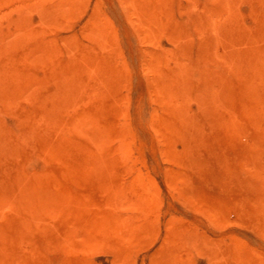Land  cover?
Instances as JSON below:
<instances>
[{"label": "rangeland", "instance_id": "1", "mask_svg": "<svg viewBox=\"0 0 264 264\" xmlns=\"http://www.w3.org/2000/svg\"><path fill=\"white\" fill-rule=\"evenodd\" d=\"M129 1L0 0V264H264V0ZM81 51L105 65L91 82L104 98L32 134L31 94L53 92L51 72ZM179 63L192 76L182 97L163 85ZM94 136L101 168L85 153Z\"/></svg>", "mask_w": 264, "mask_h": 264}, {"label": "bare ground", "instance_id": "2", "mask_svg": "<svg viewBox=\"0 0 264 264\" xmlns=\"http://www.w3.org/2000/svg\"><path fill=\"white\" fill-rule=\"evenodd\" d=\"M31 1V0H30ZM35 1V0H34ZM41 1V0H40ZM136 1V0H135ZM152 1H154V0H152ZM156 1V0H155ZM128 2L130 3V1L128 0ZM137 2H138V0H137ZM148 2H150L151 3V1L149 0ZM158 2V1H157ZM20 3H21V1H20ZM64 3V2H63ZM66 3V2H65ZM153 3V2H152ZM136 4V3H135ZM138 4V3H137ZM140 4V3H139ZM145 4V3H144ZM154 4V3H153ZM54 5V4H53ZM133 5V4H132ZM55 6V5H54ZM138 6V5H137ZM141 6V5H140ZM143 6V5H142ZM145 7V6H144ZM28 8V7H27ZM55 8V7H54ZM136 8V7H135ZM139 8V7H138ZM41 9V8H40ZM44 9V8H43ZM43 9H41V11L43 10ZM134 9V8H133ZM145 9V8H144ZM150 9H152V7H150ZM155 9V8H154ZM59 10H61L60 8H59ZM137 10V9H136ZM36 11V10H35ZM138 11H140V10H138ZM44 11H42V13H43ZM51 11H49L48 13H50ZM149 12H150V10H149ZM155 12V11H154ZM42 13H41V15H42ZM47 13V15H49ZM57 13H59V11H57ZM61 13V12H60ZM151 13V12H150ZM44 14V13H43ZM152 14V13H151ZM150 14V15H151ZM149 15V14H148ZM147 15V16H148ZM52 16H53V13H52ZM57 16H58V14H57ZM139 16V15H138ZM144 16V15H143ZM142 16V17H143ZM50 16H48V18H49ZM157 17V16H156ZM22 18V17H21ZM25 18V17H24ZM23 18V19H24ZM42 18H44V17H42ZM53 18V17H52ZM152 18V17H151ZM50 19V18H49ZM144 19V18H143ZM146 20H148V18H145ZM43 20V19H42ZM151 20V19H150ZM149 20V21H150ZM16 21V20H15ZM20 21H22V20H20ZM149 21H146V22H149ZM154 21V20H153ZM156 21V20H155ZM17 22V21H16ZM44 22V21H43ZM98 22V21H97ZM152 23V22H151ZM186 23V22H185ZM22 24V23H21ZM24 24V23H23ZM100 24V23H99ZM184 24V23H183ZM187 24V23H186ZM200 24V23H199ZM25 25V24H24ZM192 25V24H191ZM194 25H198V24H195L194 23ZM14 26V25H13ZM22 26L23 25H20V27H19V31L22 33V32H25V34L26 35H33V33L29 30V29H24V28H22ZM99 26V25H98ZM97 26V27H98ZM183 26V25H182ZM186 26V25H185ZM187 26H188V24H187ZM190 26V25H189ZM16 27V26H15ZM14 27V28H15ZM24 27V26H23ZM100 27V26H99ZM184 27V26H183ZM18 28V27H17ZM29 28V27H28ZM101 29V28H100ZM184 29V28H183ZM179 31V30H178ZM182 32H183V30H181ZM181 31H179V32H181ZM185 31V30H184ZM39 33V32H38ZM95 33V32H94ZM177 33V32H176ZM184 33V32H183ZM186 33V32H185ZM2 33H0V35H1ZM4 34V33H3ZM41 33H39V35H40ZM181 34V33H180ZM17 35V34H16ZM100 35V34H99ZM3 36V35H2ZM20 36H23V34H21ZM5 37V36H4ZM19 37V36H18ZM27 37V36H26ZM29 37V36H28ZM33 37V36H32ZM38 37H36V39H37ZM28 39V38H27ZM27 39H25V40H27ZM21 40V38L19 39V41ZM19 41H18V43H19ZM16 42V41H15ZM28 42V41H27ZM32 42V41H31ZM46 42V41H45ZM95 42H97V41H95ZM25 43V42H24ZM72 43H74L73 41H72ZM108 43H110V42H108ZM2 44H3V42H2ZM2 44H0V46L2 45ZM11 45H12V43H10ZM26 44V43H25ZM5 45H7V44H5ZM15 45V44H14ZM68 45V44H67ZM8 47H9V45H7ZM16 46H17V44H16ZM75 46V45H74ZM99 46H101V47H103L104 48V46L102 45V44H100V42L98 43V47ZM2 47V46H1ZM13 47V46H12ZM15 47V46H14ZM13 47V48H14ZM23 47H25V45H23ZM97 47V46H96ZM4 48V47H3ZM6 48V47H5ZM10 49H12L11 47H10ZM20 49V48H19ZM37 49V48H36ZM67 49H68V47H67ZM92 49V48H91ZM90 49V50H91ZM98 49V48H97ZM4 50V49H3ZM33 50V49H32ZM100 50H102V49H100ZM104 50V49H103ZM6 52H7V50H5ZM21 51H22V48H21ZM38 51V50H37ZM2 52V51H1ZM5 52V53H6ZM12 52V51H11ZM18 52V51H17ZM68 52H69V50H68ZM101 52V51H100ZM104 52V51H103ZM105 52H107V51H105ZM73 53V52H72ZM75 53V52H74ZM73 53V54H74ZM32 54H34V53H32ZM71 54V53H70ZM179 54V53H178ZM25 55V54H24ZM37 55V54H36ZM94 55V56H93ZM92 55V53H89V52H80V53H77L76 55H74V57H73V61L70 63L69 62V64L66 66V68H59L58 70H53L52 71V69H50V72H51V74H50V76H49V80L52 82V83H54V91L53 92H47V91H45V93H42V94H40V93H38L37 94V96H35L33 93L31 94V95H33V96H31V97H34L33 99H35V101H34V108L35 109H33L34 111H35V113H32V115H31V117H30V123H31V128H32V134H34V131L36 132V131H38V130H40V129H47L48 131H55V128L56 127H58V126H60V130H61V128H62V126H63V124H64V121L65 120H61L60 118L62 117V116H64L65 114H66V116L68 115V113H70V112H73L74 110H81L82 109V111H83V109H85V108H87V106H92L91 104H93L92 102H95V101H97L100 97L102 98H104V95H105V85H104V82H102L99 78H94V81H93V83H91L92 82V80H93V73H95V71H100L101 70V68H102V70H104L105 69V65H104V63H102V62H99V60L100 59H98L97 57H95V53ZM38 56V55H37ZM39 56H42L41 54H39ZM38 56V57H39ZM97 56V55H96ZM7 57V56H6ZM37 57V58H38ZM45 57H47L46 55L45 56H43L42 58L40 57L39 59L40 60H42V61H45V59L47 60V61H49V57H47V58H45ZM58 57H60L59 55H58ZM69 57V56H68ZM71 57V56H70ZM69 57V58H70ZM5 58V57H4ZM25 58H26V56H25ZM105 58V57H104ZM181 58V57H180ZM179 58V59H180ZM34 59H36V58H34ZM150 59V58H149ZM69 60V59H68ZM151 61H152V59H150ZM162 60V59H161ZM8 61V60H7ZM32 61H33V59H32ZM31 61V62H32ZM36 61V60H35ZM69 61H71V60H69ZM9 62V61H8ZM13 62V61H12ZM29 62V61H28ZM40 62V61H39ZM38 62V60H37V62H36V64L37 63H39ZM51 61H49V63H50ZM150 62V61H149ZM156 62V61H155ZM155 62H153V63H155ZM162 62V61H161ZM179 62H181V61H179ZM30 63V62H29ZM103 65H102V64ZM178 63V62H177ZM183 63V62H182ZM182 63H179V65H178V68H177V71L175 72V74L173 75V74H170V75H172V76H170L169 77V79L167 80V81H165V82H163V85H165L166 86V89H165V92H166V90H167V92H169L168 94L170 95V93L171 94H175V95H178V96H181L182 97V94H183V96H184V94H185V91H187L188 90V88L190 87V86H192V84L190 85L189 83H190V81L189 80H191L190 78L192 77L191 75H190V73H189V71H187L188 69L186 68V65H184V64H182ZM34 64V63H33ZM4 65V64H3ZM6 65H7V63H6ZM25 65V64H24ZM38 65V64H37ZM40 65H41V63H40ZM42 65H43V63H42ZM41 65V66H42ZM154 65V64H153ZM159 65H160V63H159ZM27 66V65H26ZM36 66V65H35ZM35 66H34V68H35ZM40 67V66H39ZM51 67V66H50ZM152 67V66H151ZM154 67V66H153ZM37 68V67H36ZM35 68V69H36ZM53 68V67H52ZM30 69H31V67H30ZM42 69V68H41ZM107 69H108V67H107ZM110 69V68H109ZM5 70V69H4ZM22 70V69H21ZM155 70V69H154ZM153 70V71H154ZM157 70V69H156ZM45 71V70H44ZM28 72V71H27ZM49 72V73H50ZM107 72V71H106ZM115 72V71H114ZM155 72V71H154ZM157 72V71H156ZM42 73H43V70H42ZM48 73V72H47ZM68 73V74H67ZM165 73V72H164ZM12 74V73H11ZM30 74H32L31 72H29V74L28 75H30ZM100 74H101V72H100ZM192 75L194 74L193 72L191 73ZM211 74V73H210ZM213 74V73H212ZM237 74V73H236ZM235 74V75H236ZM239 74H240V72H239ZM262 74V73H261ZM20 76H24V75H21V74H19ZM25 75H27V74H25ZM42 75H44V74H42ZM111 74H107V76H110ZM195 75V74H194ZM203 75H204V73H203ZM215 75H217V76H219V74H215ZM241 75L243 76V74L241 73ZM245 75V74H244ZM253 75V74H252ZM259 75V74H258ZM263 75V74H262ZM20 76H18V77H20ZM33 76V75H32ZM31 76V77H32ZM159 76V75H158ZM168 76V75H167ZM167 76H165L166 78H167ZM206 76H210L211 77V75H209V74H206ZM234 76V75H233ZM26 77V76H25ZM194 77H196V75L194 76ZM203 77V76H202ZM205 77V76H204ZM210 77H209V79H210ZM226 77V76H225ZM244 78L246 77V76H243ZM253 77V76H252ZM257 77V76H256ZM256 77H254L255 79H256ZM16 78H17V76H16ZM21 78V77H20ZM24 78V77H23ZM34 78L35 79H37L36 78V76L34 75ZM206 78H208V77H206ZM213 78V77H212ZM223 79H224V77H222ZM229 78H231V77H229ZM228 78V79H229ZM250 78V77H249ZM258 78V77H257ZM27 79V78H26ZM34 79V80H35ZM109 79V78H108ZM111 79V78H110ZM201 79V78H200ZM203 80H204V78H202ZM201 79V80H202ZM208 79V80H209ZM227 79V80H228ZM234 79V78H233ZM236 79V78H235ZM253 79V78H252ZM12 80H15V79H12ZM17 80H19V79H17ZM38 80V79H37ZM158 80V79H157ZM197 80V79H196ZM203 80H202V82H203ZM207 80V79H206ZM218 79L217 78H213V81L215 82V81H217ZM230 80H232V79H230ZM47 81V80H46ZM54 81V82H53ZM153 81H154V79L152 80V83H153ZM188 81H189V83H188ZM193 81H195V79H193ZM211 81V80H210ZM210 81H209V83H210ZM213 81H211V82H213ZM221 81H222V79H221ZM224 81V80H223ZM235 80H233V82H232V84H234L235 82H234ZM237 81V80H236ZM255 81H258V80H255ZM261 81H263V79H261ZM260 81V82H261ZM13 82V81H12ZM17 82H19V81H17ZM40 82V81H39ZM114 82V81H113ZM218 82H220V80L218 81ZM226 82V81H225ZM241 82V84H242V81H240ZM14 83V82H13ZM41 83H42V81H41ZM45 83H47V82H45ZM49 83V82H48ZM165 83V84H164ZM217 83V82H216ZM221 83V82H220ZM229 83V82H228ZM15 84V83H14ZM30 84H31V82H30ZM34 84H35V82H34ZM157 84V83H156ZM155 84V85H156ZM201 84V83H200ZM203 84H204V82H203ZM203 84H202V86H203ZM207 84V83H206ZM215 84V83H214ZM236 84V86L238 85V83H235ZM255 84V83H254ZM258 84H260V86H261V83H258ZM33 85V84H32ZM38 85V84H37ZM40 85H42V84H40ZM39 85V86H40ZM47 84H45V86H46ZM49 85V84H48ZM48 85H47V87H48ZM190 85V86H189ZM205 85V84H204ZM210 85H212L211 83H210ZM218 85V84H217ZM223 85V84H222ZM225 85V84H224ZM230 85V84H229ZM246 85V84H245ZM17 86H18V84H17ZM29 86H31V85H29ZM28 86V87H29ZM35 86V85H34ZM164 86V87H165ZM201 86V87H202ZM208 86H209V84H208ZM208 86L206 87V86H203V87H205V89H206V91L205 92H207V90H209V89H207L208 88ZM255 86V85H254ZM256 86H257V83H256ZM26 87V86H25ZM33 87V86H32ZM37 88H38V86H36ZM52 87V86H51ZM215 87H216V84H215ZM214 86H213V88H215ZM219 87V86H218ZM218 87L217 88H215V89H213L211 92H213L214 90H216V89H218ZM227 87V89L226 90H229L228 89V86H226ZM229 87H231V86H229ZM235 87V86H234ZM240 87V86H239ZM250 87V86H249ZM11 88V87H10ZM14 88V87H13ZM19 88V87H18ZM29 88H31V87H29ZM196 88V87H195ZM222 88H224L225 89V87H222ZM256 88V87H255ZM264 88V87H263ZM2 89V88H1ZM32 89H34V87L32 88ZM45 89V88H44ZM159 89V88H158ZM192 89V88H191ZM190 89V92L192 91ZM204 89V88H203ZM220 89H221V86H220ZM238 89V88H237ZM236 88H235V91L237 90ZM246 89V88H245ZM250 89V88H249ZM254 89V88H253ZM23 90H25V89H23ZM30 90V89H29ZM42 90V89H41ZM156 90V89H155ZM226 90L224 91V92H226ZM230 90H232V89H230ZM257 90V89H256ZM32 92H34L33 90H31ZM36 91H39V90H36ZM161 91H162V89H161ZM218 91V90H217ZM234 91V92H235ZM241 91V90H240ZM243 91V90H242ZM247 91V90H246ZM264 91V90H263ZM2 92V91H1ZM19 92V91H18ZM26 92H27V90L25 91V94H26ZM165 92L163 93V94H165ZM200 92V91H199ZM204 92V93H205ZM220 92V94H223V92H221V90L219 91ZM229 92V91H228ZM233 91H231V93H232ZM238 92V91H237ZM253 92V91H252ZM187 93V92H186ZM194 93V92H193ZM201 93H202V90H201ZM261 93V92H260ZM5 94V93H4ZM11 94V93H10ZM21 94V93H20ZM27 94H30V92H28ZM157 94H159V93H157ZM162 94V95H163ZM190 94V93H189ZM192 94V93H191ZM190 94V95H191ZM200 94V93H199ZM206 94V93H205ZM207 94H208V92H207ZM237 94V93H236ZM238 94H240V93H238ZM259 94V93H258ZM12 95V94H11ZM196 95V94H195ZM204 95V94H203ZM224 95V94H223ZM227 95H229L228 93H227ZM232 95H233V93H232ZM245 95V94H244ZM249 96H250V94H248ZM257 95V94H256ZM15 96V95H14ZM18 96V95H17ZM26 96V95H25ZM161 96V95H160ZM164 96V95H163ZM205 96V95H204ZM225 96V95H224ZM223 96V97H224ZM28 97V96H27ZM26 97V99H27V103H28V101H29V99ZM31 97H29L30 99H31ZM191 97H192V95H191ZM211 97V96H210ZM220 97V96H219ZM219 97H218V99H219ZM223 97H220V98H223ZM227 97V96H226ZM236 97V96H235ZM243 97V96H242ZM262 97H263V95H262ZM16 98V97H15ZM20 98V97H19ZM167 98V97H166ZM166 98H164V99H166ZM190 98V97H189ZM196 98V97H195ZM229 98H231V97H229ZM244 98V97H243ZM250 98V97H249ZM252 98H253V96H252ZM5 99V98H4ZM25 99V98H24ZM25 99V100H26ZM171 98H169V100H170ZM185 99V98H184ZM191 99H194V98H191ZM207 98H205V100H206ZM209 99H211V98H209ZM209 99H207V101H210ZM233 99V98H232ZM238 99H239V96H238ZM251 99V98H250ZM259 99H261V98H259ZM20 100V99H19ZM23 100V99H22ZM21 100V101H22ZM189 100V99H188ZM201 100V99H200ZM213 100H215L214 98H213ZM224 100V99H223ZM223 100H221L222 102H223ZM236 100V99H235ZM242 100V99H241ZM17 100H15V102H16ZM99 101V100H98ZM164 101V100H163ZM162 101V102H163ZM175 101H177V99L175 98ZM174 101V102H175ZM184 101V100H183ZM207 101L205 102V103H207ZM218 101V100H217ZM217 101H215V103L217 102ZM244 101H247V100H244ZM23 102H25V101H23ZM172 102V101H171ZM229 102H231V101H229ZM228 102V103H229ZM238 102V101H237ZM253 102H255V101H253ZM7 103H8V101H7ZM12 103H14V102H12ZM18 103V102H17ZM209 103H211V102H209ZM208 103V104H209ZM231 103H233V102H231ZM249 103H250V101H249ZM256 103V102H255ZM15 104V103H14ZM14 104H12V105H14ZM31 104V103H30ZM208 104H205L206 106L208 105ZM234 104H237V103H234ZM240 104V103H239ZM239 104H237V105H239ZM260 104H262V103H260ZM6 105V104H5ZM27 105V104H26ZM28 105H29V103H28ZM202 105H203V102H202ZM213 105H214V102H213ZM213 105H211V106H213ZM243 105V104H242ZM258 105V104H257ZM170 106V108H171V106H172V104L171 105H169ZM179 106V105H178ZM178 106H176V108L178 107ZM183 106H184V104H183ZM247 106H248V104H247ZM10 107V106H9ZM16 107V106H15ZM203 107V106H202ZM209 107V106H208ZM237 106H234V108H236ZM238 107H240V105L238 106ZM246 107V106H245ZM244 107V108H245ZM251 107H252V104H251ZM254 107V106H253ZM262 107H264V106H262ZM167 108V107H166ZM169 108V107H168ZM169 108V109H170ZM207 108V107H206ZM256 108H258L257 106H256ZM6 109V108H5ZM97 109V108H96ZM172 109V108H171ZM178 109V108H177ZM246 109H248V108H246ZM255 109V108H254ZM23 110V109H22ZM21 110V111H22ZM69 110H72V111H69ZM168 110V109H167ZM173 110H174V108H173ZM179 110V109H178ZM249 110V109H248ZM259 110V109H258ZM258 110H256L255 109V111L257 112ZM20 111V112H21ZM29 111V110H28ZM33 111V112H34ZM69 111V112H68ZM98 111V110H97ZM175 111H177V110H175ZM174 111V112H175ZM180 111V110H179ZM183 111V110H182ZM207 111V110H206ZM239 111H240V109H239ZM31 112V111H30ZM29 112V113H30ZM174 112H172L173 114H175ZM203 112H204V110H203ZM202 112V113H203ZM208 112V111H207ZM210 112H212V111H210ZM247 112V111H246ZM249 112H250V110H249ZM251 112H253V111H251ZM256 112H253L252 113V115L253 114H257ZM165 113H167V112H165ZM172 113H170L171 115H173ZM177 113V112H176ZM184 113L185 112H183V113H181V112H179V114H183L184 115ZM201 113V112H200ZM205 113V116H207L206 115V112H204ZM204 113H203V116H204ZM168 114V113H167ZM208 114H210L211 115V113H208ZM30 115V114H29ZM166 115V114H165ZM177 115V114H176ZM180 115V116H181ZM247 114L245 113V116H246ZM250 115V114H249ZM251 115V116H252ZM258 115V114H257ZM168 116V115H167ZM170 116V115H169ZM174 116V115H173ZM180 116H178V125H179V117ZM202 116V115H201ZM203 116H202V119H203ZM209 116V115H208ZM208 116H207V118L205 117V119L207 120L208 119ZM244 116V115H243ZM264 116V115H263ZM175 117V116H174ZM181 117H183V116H181ZM186 117V116H185ZM184 117V118H185ZM29 118V117H28ZM69 118V117H68ZM169 119L168 120H170V119H173V117L172 118H170V117H168ZM189 118V117H188ZM187 118V119H188ZM255 118H257L256 116H255ZM175 120H176V117L174 118ZM183 119V118H182ZM186 119V120H187ZM199 119V118H198ZM243 119V118H242ZM246 119V118H245ZM253 119V118H252ZM251 119V120H252ZM210 117H209V120H208V122H210ZM250 120V119H249ZM254 120V119H253ZM252 120V121H253ZM260 120V119H259ZM258 120V121H259ZM120 121V120H119ZM119 121H118V123H119ZM166 122H167V120H165ZM183 121H184V119H183ZM188 121V120H187ZM197 121V120H196ZM212 121H214V120H212ZM248 121V120H247ZM261 121V120H260ZM171 122V121H170ZM190 123H191V121H189ZM208 122L207 123H205V125L206 124H208ZM250 122V121H249ZM21 123H23V122H20V123H18V124H21ZM87 123V122H86ZM97 123V122H96ZM184 123V122H183ZM189 123V124H190ZM212 123V122H211ZM210 123V124H211ZM256 123V122H255ZM258 124H261V123H259V122H257ZM79 124L81 125V127L84 125V122H79ZM173 124H174V122H173ZM185 124V123H184ZM189 124H188V126H189ZM198 124V123H197ZM210 124H208L209 126L208 127H210L211 125ZM214 124H216L215 122H214ZM250 124V123H249ZM252 124V123H251ZM264 124V123H263ZM164 125H166V124H164ZM175 125V124H174ZM199 125V124H198ZM204 125V124H203ZM256 125V124H255ZM262 125V124H261ZM25 126V125H24ZM79 126V125H78ZM77 126V127H78ZM168 126V125H167ZM171 126L173 127V125H172V123H171ZM176 126V125H175ZM182 126V128H183V125H182V123H180V127ZM187 126V125H186ZM186 126L184 125V127L186 128ZM264 126V125H263ZM76 127V128H77ZM122 127V126H121ZM260 127V126H259ZM15 128V127H14ZM171 128V127H170ZM181 128V129H182ZM189 128H191V127H189ZM206 128V127H205ZM260 128H262V127H260ZM7 129V128H6ZM17 129H19L18 127H17ZM122 129V128H121ZM192 129V128H191ZM203 129H204V127H203ZM14 130H16V129H14ZM14 130H12L13 132H14ZM166 130H167V128H166ZM169 130H171V129H169ZM175 130V129H174ZM173 130V131H174ZM3 131H4V129H3ZM30 131V130H29ZM84 131V130H83ZM177 131V130H176ZM7 132V131H6ZM45 132V131H44ZM59 132V131H58ZM73 132H75L74 130H73ZM98 132V131H97ZM101 132V131H100ZM103 132V131H102ZM185 132V131H184ZM187 132V131H186ZM191 132V131H190ZM204 132V131H203ZM16 133H19V132H17L16 131ZM47 133V132H46ZM68 133V132H67ZM76 133V132H75ZM171 133V132H170ZM174 133H175V131H174ZM178 133V132H177ZM182 133H183V131H182ZM188 133V132H187ZM195 133V132H194ZM20 134H21V132H20ZM30 134V133H29ZM59 134V133H58ZM111 134V133H110ZM172 134V133H171ZM201 134H203L202 132H201ZM22 135V134H21ZM44 135H46V134H44ZM178 135H179V133H178ZM189 135H190V133H189ZM198 135H200V134H198ZM2 136H4V132H3V134H2ZM31 136V135H30ZM68 136V135H67ZM102 136V135H101ZM177 136V135H176ZM186 137L188 136V135H185ZM194 136V135H193ZM192 136V137H193ZM203 136V137H202ZM201 137L202 138H200V140H198V141H201V142H203L202 141V139H204V134L202 135ZM11 137V136H10ZM18 137H20L19 136V134H18ZM28 137V135L25 137L24 136V138L23 139H25V138H27ZM56 137V136H55ZM103 137V136H102ZM102 137H99V136H94V137H90V143L93 145V148H94V151H92L91 149H88V148H85L86 149V152L85 153H89L90 155V159L92 158H94V159H96V160H98V161H94V163L96 164V165H99V168H101V167H103V166H105L104 165V160H105V158H104V156H103V145H104V142H103V139H102ZM180 137V136H179ZM190 136H188V138H189ZM194 137H196V136H194ZM31 138H32V136H31ZM82 138V137H81ZM182 138H183V134H182ZM181 138V139H182ZM16 139V138H15ZM192 138H190L189 140H191ZM194 139V138H193ZM10 140V139H9ZM17 140V139H16ZM87 140H89V139H87ZM185 140H188V139H185ZM197 140V139H196ZM1 141V140H0ZM11 141V140H10ZM25 141V140H24ZM23 141V142H24ZM27 141V140H26ZM31 142H33L32 140H30ZM29 140H28V142L27 143H29L30 142ZM36 142H37V140H35ZM43 141V140H42ZM262 141H264V139H262ZM23 142H22V144H23ZM41 142V141H40ZM118 142V141H117ZM120 142V141H119ZM186 142V141H185ZM192 143H194L193 141H191ZM6 143H7V141H6ZM187 143L188 142H186V145H187ZM196 144H197V142H195ZM264 143V142H263ZM21 144V146H24V145H22ZM110 144V143H109ZM201 144H203V143H201ZM116 145V144H115ZM185 145V146H186ZM118 146L120 147V144H118ZM191 146H195V145H193V144H191ZM198 147L200 146L199 145V143H198V145H197ZM202 146V145H201ZM25 147V146H24ZM112 147V146H111ZM122 147V146H121ZM120 147V150L118 149L117 151L118 152H122L121 151V149L123 148H121ZM190 147V146H189ZM9 148V147H8ZM17 148H19V147H17ZM201 148V147H200ZM2 149V148H1ZM14 149V148H13ZM84 149V148H83ZM195 149V148H194ZM196 149H198V148H196ZM19 150V149H18ZM104 150H105V148H104ZM11 151V150H10ZM15 151V150H14ZM13 150H12V152H14ZM83 151H85V150H83ZM191 151V150H190ZM8 152H9V150H8ZM17 152V151H16ZM11 152H9V154H10ZM191 153V152H190ZM3 154V153H2ZM1 154V155H2ZM6 154V153H5ZM14 154H16L17 155V153H14ZM50 154V153H49ZM48 154V155H49ZM116 154H119V153H116ZM123 154V153H122ZM122 154H120V157H121V155ZM186 154V153H185ZM12 155H13V153H12ZM106 155V154H105ZM9 156V155H8ZM32 156H33V158H35V156H37V155H33L32 154ZM43 156V155H42ZM46 156V155H45ZM51 156V155H50ZM84 156V155H83ZM115 156H119V155H115ZM12 157V156H11ZM10 156L9 157H7V158H11ZM21 157V156H20ZM42 158V157H41ZM123 158V157H122ZM13 159V158H12ZM19 159V158H18ZM69 159H71V158H69ZM107 159V158H106ZM189 159H191L190 157H189ZM193 160H194V158H192ZM42 160H44V159H42ZM121 160V159H120ZM19 161V160H18ZM69 161V160H68ZM122 161V160H121ZM125 161V160H124ZM13 162H14V159H13ZM106 162V161H105ZM189 162H193V161H190L189 160ZM1 164V163H0ZM79 164V163H78ZM77 164V165H78ZM111 164V163H110ZM121 164H124V162H122ZM195 164H196V161H195ZM80 166L82 165V164H79ZM108 165V164H107ZM22 166V165H21ZM90 166V165H89ZM96 167V166H95ZM95 167H93V169H98V168H95ZM10 168V167H9ZM47 168V167H46ZM55 168V167H54ZM92 168V167H91ZM4 169V168H3ZM71 169V168H70ZM50 170V169H49ZM3 171H5V170H3ZM11 171V170H10ZM52 171V170H51ZM100 171V170H99ZM121 171V170H120ZM18 172V171H17ZM47 172H48V169H47ZM2 173V172H1ZM23 173V172H22ZM50 172H48V174H49ZM54 173H56V172H54ZM114 173H115V171H114ZM57 175V174H56ZM54 176V175H53ZM30 177V176H29ZM46 177H48V176H46ZM46 177H45V179H46ZM59 179V178H58ZM48 180V179H47ZM61 180V179H60ZM60 182V181H59ZM64 182V181H63ZM18 183V182H17ZM26 183V182H25ZM71 183V182H70ZM62 184H64V183H62ZM68 185V184H67ZM111 185V184H110ZM124 185V184H123ZM27 186V185H26ZM125 186H126V184H125ZM75 187V186H74ZM77 187H78V185H77ZM70 188V187H69ZM13 189V188H12ZM26 189H27V187H26ZM62 189V188H61ZM122 189V188H121ZM45 190V189H44ZM63 190V189H62ZM46 191V190H45ZM120 191H124V190H120ZM119 191V192H120ZM117 192V191H116ZM12 193V192H11ZM18 193V192H17ZM115 194V193H114ZM117 194V193H116ZM121 195V194H120ZM122 195H124V194H122ZM121 195V196H122ZM39 196V195H38ZM53 196V195H52ZM51 196V197H52ZM90 196V195H89ZM103 196V195H102ZM74 197H76L75 195H74ZM104 197V196H103ZM117 197V196H116ZM120 197V196H119ZM80 198V197H79ZM83 198V197H82ZM81 199V198H80ZM117 199V198H116ZM42 200H43V198H42ZM41 200V201H42ZM65 200V199H64ZM82 200V199H81ZM259 201H262V200H259ZM55 202V201H54ZM63 202V201H62ZM69 202V201H68ZM118 202H120V200L118 201ZM58 203V202H57ZM262 203H264V202H262ZM114 204V203H113ZM46 205H47V202H46ZM72 205V204H71ZM48 206H50L51 207V205H48ZM53 206H54V204H53ZM61 206V205H60ZM59 206V207H60ZM68 206V205H67ZM66 206V207H67ZM86 206V205H85ZM5 207V206H4ZM20 207V206H19ZM41 207V206H40ZM65 207V208H66ZM69 208H70V206H68ZM103 207H105V206H103ZM259 207V206H258ZM9 208H11V207H9ZM13 208V207H12ZM11 208V209H12ZM68 208V209H69ZM83 208V207H82ZM115 208V207H114ZM5 209V208H4ZM50 209V208H49ZM85 209H86V207H85ZM106 209V208H105ZM108 209H110L109 207H108ZM262 209V208H261ZM260 209V210H261ZM57 210V209H56ZM62 210H64V206H63V208H62ZM66 210V209H65ZM73 210H75V209H73ZM82 210V209H81ZM89 210V209H88ZM71 211V210H70ZM264 211V210H263ZM11 212V211H10ZM67 212H69L68 210H67ZM82 212V211H81ZM113 212V211H112ZM58 213V212H57ZM73 213V212H72ZM22 214V213H21ZM62 214V213H61ZM10 216V215H9ZM58 216V215H57ZM56 216V217H57ZM69 216V215H68ZM87 217H89L88 215H86ZM116 218V217H115ZM59 219V218H58ZM119 219V218H118ZM117 219V220H118ZM111 220V219H110ZM109 220V221H110ZM108 222V221H107ZM13 223V222H12ZM35 223V222H34ZM40 223V222H39ZM94 223V222H93ZM6 224H8V223H6ZM28 225V224H27ZM123 225V224H122ZM111 226V225H110ZM22 227V226H21ZM3 229V228H2ZM1 229V230H2ZM11 229V228H10ZM90 229V228H89ZM92 229V228H91ZM118 229V228H117ZM117 229H116V231H117ZM21 230V229H20ZM23 230V229H22ZM49 231V230H48ZM64 231V230H63ZM113 231H114V228H113ZM69 232H71V231H69ZM101 232V231H100ZM3 233V232H2ZM103 233V232H102ZM107 233H109V232H107ZM72 234V233H71ZM100 234V233H99ZM1 237V236H0ZM5 237V236H4ZM14 237V236H13ZM6 238V237H5ZM10 238V237H9ZM4 239V238H3ZM11 240V239H10ZM9 240V241H10ZM16 244V243H15ZM3 249V248H2ZM67 249V248H66ZM4 250V249H3ZM37 251V250H36ZM2 252V251H1ZM2 254V253H1ZM1 254H0V256H1ZM7 254H8V252H6V255L5 254H2V255H5V256H7ZM10 254V253H9ZM64 255V254H63ZM4 256V257H5ZM3 257V256H2ZM8 257H9V255H8ZM32 257V256H31ZM40 257V256H39ZM62 257V256H61ZM20 258V257H19ZM33 258V257H32ZM3 259V258H2ZM6 259V258H5ZM4 259V260H5ZM23 259V258H22ZM59 259V258H58ZM14 260V259H13ZM29 260V259H28ZM60 260V259H59ZM63 260H65V259H63L62 258V262H64ZM1 261V260H0ZM7 261V260H6ZM40 261V260H39ZM45 261V260H44ZM8 262V261H7ZM10 262V261H9ZM8 262V263H9ZM3 263V262H2ZM42 263V262H41ZM6 264V263H5ZM11 264V263H10Z\"/></svg>", "mask_w": 264, "mask_h": 264}]
</instances>
